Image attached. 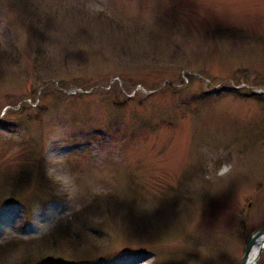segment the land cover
I'll return each mask as SVG.
<instances>
[{
	"label": "rangeland",
	"instance_id": "obj_1",
	"mask_svg": "<svg viewBox=\"0 0 264 264\" xmlns=\"http://www.w3.org/2000/svg\"><path fill=\"white\" fill-rule=\"evenodd\" d=\"M263 227L264 0H0V264H241Z\"/></svg>",
	"mask_w": 264,
	"mask_h": 264
},
{
	"label": "water",
	"instance_id": "obj_2",
	"mask_svg": "<svg viewBox=\"0 0 264 264\" xmlns=\"http://www.w3.org/2000/svg\"><path fill=\"white\" fill-rule=\"evenodd\" d=\"M260 238H264V227L255 231L251 237L248 239L246 248H245V254L242 259L241 264H250V255L252 253V250L254 246L257 244L258 240ZM263 246H264V241H263ZM262 251H260L258 257L261 255Z\"/></svg>",
	"mask_w": 264,
	"mask_h": 264
},
{
	"label": "bare ground",
	"instance_id": "obj_3",
	"mask_svg": "<svg viewBox=\"0 0 264 264\" xmlns=\"http://www.w3.org/2000/svg\"><path fill=\"white\" fill-rule=\"evenodd\" d=\"M263 241L264 238H260L257 242V244L254 246L252 253L250 255V264H258V260H259V253L260 251L264 250V246H263Z\"/></svg>",
	"mask_w": 264,
	"mask_h": 264
},
{
	"label": "clouds",
	"instance_id": "obj_4",
	"mask_svg": "<svg viewBox=\"0 0 264 264\" xmlns=\"http://www.w3.org/2000/svg\"><path fill=\"white\" fill-rule=\"evenodd\" d=\"M59 177V176H58Z\"/></svg>",
	"mask_w": 264,
	"mask_h": 264
}]
</instances>
